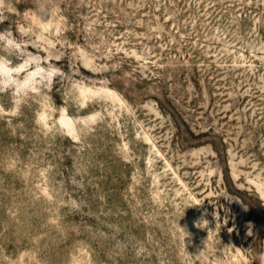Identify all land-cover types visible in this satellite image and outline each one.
Returning <instances> with one entry per match:
<instances>
[{"label": "rangeland", "instance_id": "1", "mask_svg": "<svg viewBox=\"0 0 264 264\" xmlns=\"http://www.w3.org/2000/svg\"><path fill=\"white\" fill-rule=\"evenodd\" d=\"M0 264H264V0H0Z\"/></svg>", "mask_w": 264, "mask_h": 264}, {"label": "clouds", "instance_id": "2", "mask_svg": "<svg viewBox=\"0 0 264 264\" xmlns=\"http://www.w3.org/2000/svg\"><path fill=\"white\" fill-rule=\"evenodd\" d=\"M207 220H200V221H197L196 223V226L197 227H202V225H207Z\"/></svg>", "mask_w": 264, "mask_h": 264}]
</instances>
